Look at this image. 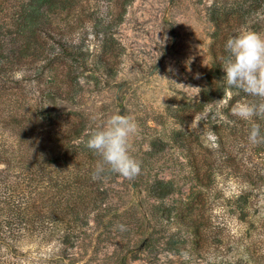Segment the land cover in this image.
I'll return each mask as SVG.
<instances>
[{
    "label": "rangeland",
    "instance_id": "1",
    "mask_svg": "<svg viewBox=\"0 0 264 264\" xmlns=\"http://www.w3.org/2000/svg\"><path fill=\"white\" fill-rule=\"evenodd\" d=\"M74 2L76 13L69 20H80L72 35L84 44L85 62L79 72V95L75 104H64V112H80L88 120V129L97 128L112 114L131 117L138 123L139 133L129 141L130 154L141 167L134 179H126L130 185L124 208L112 212L109 222H90L87 252L74 264H264V144H251L248 129L230 133L228 121L220 130L214 128L216 116L229 119L222 111L232 91L214 105L213 118V106L202 113H195L193 107L201 99L204 78L214 62L213 51L218 50L212 10L220 8L231 14L223 27L232 36L241 29L264 36V15L251 11L245 22L237 20L240 8L257 0ZM22 76L19 71L16 77ZM36 89L38 95L41 87ZM181 116L186 118L184 122ZM258 119L264 133V120ZM179 131L190 141L194 138L190 136L200 133L221 167L208 192L210 223L225 211L220 202H213L215 191L228 198L248 187L253 190L248 208L253 225L227 213L221 244L203 245L194 228H187L180 219L187 208L184 203L193 198L196 167L191 149L173 139ZM155 142L160 148L165 145V152H158L159 147L155 152ZM192 147L197 153L195 143ZM158 179L174 182V195L164 202V206L174 207L171 220L161 222L157 221L163 215V209H158L162 203L149 195ZM123 182L119 177L113 185L119 187ZM38 252L39 256H53L52 248L42 247L32 250L26 263L36 264ZM69 262L63 259L59 264Z\"/></svg>",
    "mask_w": 264,
    "mask_h": 264
},
{
    "label": "trees",
    "instance_id": "2",
    "mask_svg": "<svg viewBox=\"0 0 264 264\" xmlns=\"http://www.w3.org/2000/svg\"><path fill=\"white\" fill-rule=\"evenodd\" d=\"M74 1L0 0V264H27L31 251L42 247L52 248L53 256H39L38 252L36 264H59L63 259L74 264L87 252L90 222H109L112 212L124 208L130 184L123 178L119 187L114 186L120 176L110 172L100 179L92 178L98 157L77 140H86V134L94 129H88V120L80 112H64V104H75L79 95V72L85 62L84 44L72 35L80 20H69L76 13ZM257 2L252 6L245 3L237 20L245 22L251 11L259 17L264 15V0ZM230 15L220 8L212 10L210 16L217 26L214 46L218 50L213 51L214 62L204 78L201 99L193 107L195 113H202L213 106V118L214 105L232 91L222 111L229 119L216 116L212 123L220 130L228 121L226 125L233 133L250 131L260 122L257 117L243 120L233 113L237 103H253L257 98L229 89L222 81L224 46L232 36L223 24ZM19 71L23 72L21 78L16 77ZM37 87H41L38 95ZM185 119L180 117L181 122ZM51 126L56 129L47 131ZM185 137L186 133L179 131L173 139L191 149L195 190L191 201L182 202L187 208L180 219L187 228H194L203 245L221 244L228 226L227 213L253 225L248 210L253 190L248 187L228 198L215 191L213 202H220L225 211L210 223L208 192L216 184L215 174L221 167L200 133L190 136L194 137L191 141ZM156 147L157 142L152 144L155 152ZM160 147L157 151L165 152V145ZM149 195L162 203L158 209H163V215H158L157 222L171 220L174 207L164 206V202L174 195V182L155 180Z\"/></svg>",
    "mask_w": 264,
    "mask_h": 264
},
{
    "label": "clouds",
    "instance_id": "3",
    "mask_svg": "<svg viewBox=\"0 0 264 264\" xmlns=\"http://www.w3.org/2000/svg\"><path fill=\"white\" fill-rule=\"evenodd\" d=\"M224 48L226 55L221 69L225 86L257 98V102L238 105L233 113L243 120L253 117L264 120V36L241 29L227 39ZM138 133L139 125L131 117L112 114L87 133L86 140L83 137L77 140L98 157L94 180L102 178L105 172L128 180L140 173V163L130 154L129 147L130 139ZM248 140L253 145L264 144L260 124L252 126Z\"/></svg>",
    "mask_w": 264,
    "mask_h": 264
}]
</instances>
